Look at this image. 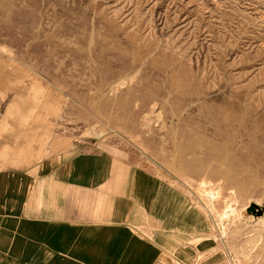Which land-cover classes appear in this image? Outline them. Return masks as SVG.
<instances>
[{"label":"rangeland","instance_id":"1","mask_svg":"<svg viewBox=\"0 0 264 264\" xmlns=\"http://www.w3.org/2000/svg\"><path fill=\"white\" fill-rule=\"evenodd\" d=\"M74 146L185 190L195 259L264 264V0H0V167Z\"/></svg>","mask_w":264,"mask_h":264},{"label":"crops","instance_id":"2","mask_svg":"<svg viewBox=\"0 0 264 264\" xmlns=\"http://www.w3.org/2000/svg\"><path fill=\"white\" fill-rule=\"evenodd\" d=\"M188 197L108 150L2 166L0 264H194L193 235L209 217Z\"/></svg>","mask_w":264,"mask_h":264},{"label":"bare ground","instance_id":"3","mask_svg":"<svg viewBox=\"0 0 264 264\" xmlns=\"http://www.w3.org/2000/svg\"><path fill=\"white\" fill-rule=\"evenodd\" d=\"M203 244V243H202ZM205 244V243H204ZM203 253V252H202ZM205 254V253H204ZM198 256L197 259H195V263L194 264H220L218 262V259H210L208 258L207 260L205 261H201V254L198 253Z\"/></svg>","mask_w":264,"mask_h":264}]
</instances>
